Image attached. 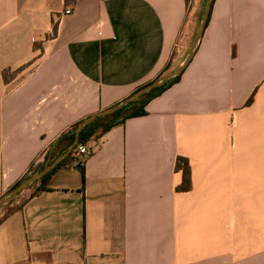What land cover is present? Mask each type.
Masks as SVG:
<instances>
[{"label": "crops", "instance_id": "crops-1", "mask_svg": "<svg viewBox=\"0 0 264 264\" xmlns=\"http://www.w3.org/2000/svg\"><path fill=\"white\" fill-rule=\"evenodd\" d=\"M192 29L188 0H0V198L74 124L182 65ZM146 111L90 146L85 181L61 168L0 224V264H264V0H216Z\"/></svg>", "mask_w": 264, "mask_h": 264}, {"label": "trees", "instance_id": "trees-1", "mask_svg": "<svg viewBox=\"0 0 264 264\" xmlns=\"http://www.w3.org/2000/svg\"><path fill=\"white\" fill-rule=\"evenodd\" d=\"M80 0H66V5L70 6L73 3H76ZM216 1V0H215ZM214 1V3H215ZM189 3V0H188ZM213 3V7H214ZM212 7V12H213ZM205 13V9H204ZM203 13V15H204ZM212 13L210 15L211 19ZM209 19V21H210ZM209 24V23H208ZM60 27V20L59 21H53V35L50 38H56L58 36ZM35 49L40 50L43 49L42 43H36ZM33 63H30L28 65H25L21 68H19L16 71L12 70H6L4 71V80L6 83H10L14 81L22 72H24L27 68H29ZM171 67L168 66L166 72L170 70ZM183 74L175 78L174 80H171L170 82L166 83L162 87H159L146 96L138 99L137 101L130 104L125 109L121 110L120 112H117L113 115L109 116H102L98 118L95 122L90 124L88 127H86L80 136L79 144L75 147L73 152L68 156L66 160H64L55 170H53L50 174L45 176L43 179L36 181L32 185H30L26 190H24L20 195L13 199L10 203L4 205L0 208L1 210H5L4 216L0 219V224L7 220L10 216L15 214L16 212L22 210L28 200L32 199L33 197L49 191V182L54 176L58 170H60L63 167H71L72 165L80 167L83 172V181H85V163L88 160L85 159L83 156H79L78 152L80 147L86 146L90 149V146L94 143L100 142L106 134H108L110 131L114 130L117 127L124 126L128 120L136 117H142L146 116L148 113L146 111V107L150 102H152L154 99L159 98L162 96L165 92H167L169 89H171L175 84L180 82ZM255 100V94L251 97L249 102L247 103V106H250ZM79 123L74 124L70 129L65 131L48 149L45 159L43 162H38L36 165H33L28 173L10 190L13 191L16 189L22 182H24L26 179L30 178L31 176L40 173L44 171L48 166H50L57 158H59L62 154L67 152L70 148V146L74 143L76 139V130L79 126ZM92 150V149H90ZM176 171L178 173L182 174V182L177 187L178 193H188L191 192L193 189V179H192V167L190 160L185 157H179L176 163ZM31 191V195L29 199L23 198V195L25 192ZM20 202V203H18Z\"/></svg>", "mask_w": 264, "mask_h": 264}, {"label": "water", "instance_id": "water-1", "mask_svg": "<svg viewBox=\"0 0 264 264\" xmlns=\"http://www.w3.org/2000/svg\"><path fill=\"white\" fill-rule=\"evenodd\" d=\"M214 1L215 0H207V4L205 7V13L202 17L198 34L194 40V43L192 45V48L190 50V53H189L186 61L182 65H180L176 69L166 73L165 75H163L162 77H160L159 79L154 81L153 83L139 89L138 91H136L134 94H132L131 96H129L128 98H126L125 100L120 102L119 104H117L111 108L102 110L98 113H95V114L87 117L83 121H81L77 130H76V139H75L74 143L70 146L69 150L67 152H65L64 154H62L59 158H57L44 171L37 173V174L31 176L30 178L26 179L16 189H14L13 191H11V192L7 193L6 195H4L3 197H1L0 198V208L3 207L4 205L10 203L13 199L17 198L20 195V193H22L24 190H26L30 185H32L36 181L43 179L45 176L50 174L64 160H66L68 158V156L73 152L75 147L79 144V140H80V136H81L82 131L86 127H88L90 124L95 122L98 118H100L102 116L113 115L117 112H120L121 110L125 109L130 104L137 101L138 99L146 96L147 94H149L153 90H155L159 87H162L166 83H168L171 80H174L178 76L182 75L186 71V69L190 66V64L192 63V61H193L194 57L196 56V53L200 47V44L204 38L206 29H207V26L209 23L210 15L212 13V7H213Z\"/></svg>", "mask_w": 264, "mask_h": 264}, {"label": "rangeland", "instance_id": "rangeland-1", "mask_svg": "<svg viewBox=\"0 0 264 264\" xmlns=\"http://www.w3.org/2000/svg\"><path fill=\"white\" fill-rule=\"evenodd\" d=\"M206 4L207 0H189V22L193 24V29L191 37L188 41L189 43H187V47L185 46V56L183 57L181 64L186 61L194 40L198 34Z\"/></svg>", "mask_w": 264, "mask_h": 264}, {"label": "built area", "instance_id": "built-area-1", "mask_svg": "<svg viewBox=\"0 0 264 264\" xmlns=\"http://www.w3.org/2000/svg\"><path fill=\"white\" fill-rule=\"evenodd\" d=\"M65 14L66 15H71L72 14V10L71 9H67ZM91 154H92V151L86 146L80 147L79 152H78V155L85 157V159H87Z\"/></svg>", "mask_w": 264, "mask_h": 264}]
</instances>
